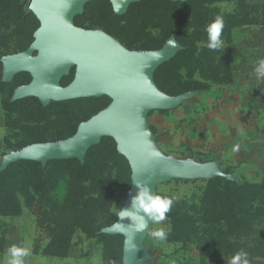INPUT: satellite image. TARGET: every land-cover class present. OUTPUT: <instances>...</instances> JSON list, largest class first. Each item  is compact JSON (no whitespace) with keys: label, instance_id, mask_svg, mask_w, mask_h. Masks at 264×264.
<instances>
[{"label":"trees","instance_id":"obj_1","mask_svg":"<svg viewBox=\"0 0 264 264\" xmlns=\"http://www.w3.org/2000/svg\"><path fill=\"white\" fill-rule=\"evenodd\" d=\"M30 0H0V95L4 109L6 150H22L38 143L59 142L75 135L112 102L108 95L53 100L45 105L37 96L13 99L14 91L29 84L33 76L22 71L12 81L3 79L2 56L26 51L35 40L40 20ZM225 0H136L124 14L115 12L111 0H90L75 17L79 27L100 28L130 50L155 51L174 36L183 46L154 72L164 93L179 95L208 91L216 84L231 83L234 29L264 26V2L236 0L235 9L224 12L216 5ZM221 16L223 47H207L206 27ZM75 69L63 76L67 86ZM67 183L60 200L55 193ZM201 196L177 199L166 214L170 220L167 241L194 243L213 259L210 264H229L243 249L250 264H264V178L235 181L223 176L207 179ZM132 169L111 136L78 158L22 159L0 173V216L23 214L26 207L35 217L34 253L51 258L74 255V236L82 232L103 245L102 264H123L124 236L102 230L118 220L114 211L116 192L131 188ZM169 196L165 193H157ZM8 229L0 222V253L5 250ZM208 264V263H205Z\"/></svg>","mask_w":264,"mask_h":264},{"label":"water","instance_id":"obj_2","mask_svg":"<svg viewBox=\"0 0 264 264\" xmlns=\"http://www.w3.org/2000/svg\"><path fill=\"white\" fill-rule=\"evenodd\" d=\"M89 1L30 0L29 7L39 18L40 27L26 51L2 59L5 67L3 79L12 81L22 71L32 74L29 84L14 91V100L37 96L47 105L53 100L108 95L112 102L83 122L77 133L66 140L33 144L5 154L0 173L11 163L22 159L37 160L46 165L52 159L75 157L84 163L89 148L100 143L103 137L111 136L132 169V190L126 207L137 192V182L148 183L157 194L156 184L172 178L223 176L234 180L210 166L165 160L158 154L146 120L148 110L173 108L194 91L168 95L157 86L154 72L183 46L171 36L158 50H130L100 28L79 27L75 17L84 12ZM134 1L111 0L118 14H124ZM34 50L40 51L38 57L32 56ZM72 69H75L74 79L63 86V76L70 74ZM123 223L128 226L127 231L113 230V225L102 231L124 236L123 264H143V241L151 222L141 232L135 231L127 220ZM129 238L135 249L126 245Z\"/></svg>","mask_w":264,"mask_h":264},{"label":"rangeland","instance_id":"obj_3","mask_svg":"<svg viewBox=\"0 0 264 264\" xmlns=\"http://www.w3.org/2000/svg\"><path fill=\"white\" fill-rule=\"evenodd\" d=\"M264 2V0H249ZM224 12L235 9L236 0L216 3ZM99 28H93L98 30ZM34 50L33 57H38ZM6 54L2 56H14ZM264 59V26H242L234 29L231 63L234 79L231 83L216 84L208 91H194L179 105L170 109H149L146 120L158 154L165 160L190 165H207L222 171L234 180L260 181L264 178V78H258L255 67ZM3 63V72H4ZM12 150H6L11 153ZM4 154V155H5ZM229 158H232L231 163ZM207 177L172 178L156 184V193L177 199L201 196ZM65 181L55 195L62 199ZM132 188H119L113 209L119 214L126 207ZM8 229L5 248L24 242L26 233L36 236L35 217L28 209L22 215L1 217ZM170 230L166 216L159 223L151 222L143 241V264H205L212 263L196 244L157 240L152 232ZM75 251L69 258H56L53 264H102L103 245L97 238H87L82 232L74 236Z\"/></svg>","mask_w":264,"mask_h":264},{"label":"clouds","instance_id":"obj_4","mask_svg":"<svg viewBox=\"0 0 264 264\" xmlns=\"http://www.w3.org/2000/svg\"><path fill=\"white\" fill-rule=\"evenodd\" d=\"M224 21L221 16H217L213 22L206 27L208 34L207 47L210 50H219L223 47L221 39ZM154 55H158L154 53ZM255 73L258 78H264V59L258 61L255 67ZM137 192L131 197L128 207H122L119 211V221L113 224V230L127 231L123 221L127 220L129 225L134 227L135 231L141 232L149 227L150 222L159 223L166 219V214L171 210L175 197L161 196L153 193L148 183H135ZM152 236L157 240L167 239V233L163 230L152 232ZM132 249L135 244L131 238L125 241ZM9 257L7 264H25V257L30 255V249L23 246L11 245L7 250ZM229 264H250L248 253L243 249L237 251L229 261Z\"/></svg>","mask_w":264,"mask_h":264},{"label":"crops","instance_id":"obj_5","mask_svg":"<svg viewBox=\"0 0 264 264\" xmlns=\"http://www.w3.org/2000/svg\"><path fill=\"white\" fill-rule=\"evenodd\" d=\"M5 134H6V126H5V118H4V109L2 106V99L0 95V165L3 161L4 152H5V147H4ZM231 160L232 158H229L228 160L230 161L229 165L232 164ZM23 235H24L23 237L24 242L22 243L15 242V245L27 247L30 249V255L25 257V264H53L51 261L55 260L56 258L45 256L41 252L34 253V237H30L25 232L20 233V236ZM7 250L8 249L5 248V250L2 253H0V264H7V261L9 259L7 255Z\"/></svg>","mask_w":264,"mask_h":264}]
</instances>
